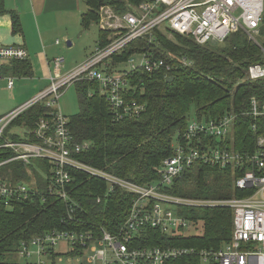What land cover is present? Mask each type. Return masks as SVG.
<instances>
[{"label":"built area","instance_id":"built-area-1","mask_svg":"<svg viewBox=\"0 0 264 264\" xmlns=\"http://www.w3.org/2000/svg\"><path fill=\"white\" fill-rule=\"evenodd\" d=\"M263 20L264 0H141L129 2L124 12L113 5L103 6L98 26L101 33L107 34V43L103 46L98 43L84 61L65 74L61 71L65 57H56L55 73L50 77L48 88L0 116V156H4L0 169L13 162L29 166L37 159L47 160L51 165L49 172L41 167L37 169L43 179L49 180V192L69 207L68 220L77 218L72 214L75 200L71 196L75 171L105 180L109 192L116 187L124 188L133 195L132 206L124 223L115 231L104 227L98 231L53 230L24 242L20 255L30 264H60L64 255L70 259L67 264H171L190 256L198 257L199 264H264V135L256 138L254 152L240 153L233 148L203 143L206 138L222 141L232 136L235 115L207 122L193 118L181 140L174 143V154L163 161L162 178L140 185L79 159L80 154L89 150L90 142L76 140L69 126L70 118L59 106L62 93L72 84L98 82L99 90L117 116L139 115L144 105L126 104L123 95L130 76L157 71L169 76L178 65L193 64L186 56L176 57L178 65L158 57L152 47L158 44V30L189 36L199 44L222 43L238 30L257 41ZM141 38L146 39L148 48L138 49L137 44V50L126 61L114 60L116 54ZM28 58L25 46L0 44V79L6 63ZM248 76L253 80L264 78V64L250 65ZM7 86L14 88L13 77H7ZM39 103L49 109L46 116H41L32 128L18 124L14 126L17 131L10 130L16 119ZM250 112L256 119L264 117V104L260 106L252 98ZM256 128L257 123L253 124V129ZM198 163L246 169L235 185L251 192L244 197L227 199H191L166 190L177 177ZM38 192V188L24 181L11 182L0 176V198L9 206L16 199H26ZM101 200L98 197L97 202ZM189 207L231 208L232 240L220 249L145 244L151 241L149 230L158 231L163 239L192 236L185 232L199 223L183 214ZM61 242L69 247L67 251L56 248ZM56 251L62 255L53 262L50 254Z\"/></svg>","mask_w":264,"mask_h":264},{"label":"trees","instance_id":"trees-1","mask_svg":"<svg viewBox=\"0 0 264 264\" xmlns=\"http://www.w3.org/2000/svg\"><path fill=\"white\" fill-rule=\"evenodd\" d=\"M83 1L88 7L81 16L85 30L92 23H98L103 6L113 5L119 12H124L130 2ZM132 1L139 3L141 0ZM0 13L11 15L15 33L22 31L20 14L7 10L4 0H0ZM106 36L100 32V45L107 43ZM156 36L160 43L152 47L158 57L176 63L175 55L186 56L193 61V65L177 64L178 68L170 73L175 78L171 82L164 71L130 76L129 86L123 95L126 104L135 102L144 105L139 115L122 113L117 116L96 83H76L80 111L69 117V126L77 141H87L91 145L88 151L79 155V159L121 178L148 185L162 178L163 161L174 154L173 143L181 140L190 120L196 118L207 122L230 114L236 116L233 140L231 136L222 141L206 138L203 143L233 148L240 153L254 152L256 138L264 135V117L256 119L251 114V100L255 97L260 106L264 104V78L250 79L248 71L254 63L264 64V20L256 43L241 30L217 44H199L181 34H177L180 44H175L158 32ZM145 41V38H141L127 46L121 54L114 56V60L126 61L137 50V44L138 49L148 48ZM12 70L16 75L33 74L29 59L15 61L5 71ZM48 110L43 103L36 104L16 119L11 127L20 124L32 128L41 116H46ZM255 123L256 130L253 129ZM2 158L3 155L0 156ZM37 167L49 172L51 165L47 160L37 159L33 165L13 162L0 169V176L6 180L24 181L32 188L39 189L37 194L16 199L10 206L0 198V264H30L20 255L22 245L46 232L98 231L101 227L115 231L124 223L132 206L133 195L124 188L116 187L109 192V184L105 180L75 171L73 175L76 180L71 196L75 200L72 214L77 218L68 220L69 207L63 199L49 192V180L41 177ZM195 167H198L196 174L193 173ZM8 168L10 180L3 175ZM190 170L174 180L166 190L179 196L197 198L244 197L251 192L235 185V180L243 176L246 169L198 163ZM33 174L36 180L32 178ZM98 197L102 198L100 203L97 202ZM183 214L202 223V235L163 239L158 231L149 230L151 241L145 244L220 249L232 240V209H184ZM61 255L62 252L57 251L50 254L53 262ZM171 264H199V258L184 257Z\"/></svg>","mask_w":264,"mask_h":264},{"label":"crops","instance_id":"crops-1","mask_svg":"<svg viewBox=\"0 0 264 264\" xmlns=\"http://www.w3.org/2000/svg\"><path fill=\"white\" fill-rule=\"evenodd\" d=\"M59 1L62 0H4V5L7 10H15L20 14L22 31L15 33L13 31V23H12L11 15L9 13H0V44L1 45L20 44L25 46L29 52L28 59L32 64L33 74L30 76H24V75L14 74L13 70L6 72L5 70L8 67L10 69L13 63H15V61H12L5 64L3 68L4 77L2 78L5 79H7V77H13L15 79L16 77L34 78V80L37 81L35 84V90H39L38 93L48 88L51 82L50 77L52 76L53 73H55L54 70L55 67H53L54 59L56 57H59L60 49H58L55 46V44L56 45L61 44V40L59 38L54 40L53 34L59 33L64 35V37L66 38L70 36V31H68L67 29L58 30V28L60 29L59 25L61 24V21L63 19L60 18L59 13L63 11L64 14L69 15V13L72 12L69 8L66 7H64L63 10L60 9V7H58V5L56 4ZM63 1H70L74 3L73 2L74 0H63ZM79 6H80V1L76 0V8L79 9ZM96 24L98 25V23ZM81 25H82V21H81ZM55 29L57 30L55 31ZM98 31L99 33H98L97 43L94 46V48H91L87 51L85 57L83 58V61L94 51L98 43H100L99 28ZM57 40H60V42L57 43L56 42ZM69 42H71V44H69ZM67 45L72 46L73 45L72 41L68 40ZM65 64H66V60L63 66ZM63 66L61 67V71H63ZM15 79H14V87H15ZM34 96L35 95H33V97Z\"/></svg>","mask_w":264,"mask_h":264},{"label":"rangeland","instance_id":"rangeland-1","mask_svg":"<svg viewBox=\"0 0 264 264\" xmlns=\"http://www.w3.org/2000/svg\"><path fill=\"white\" fill-rule=\"evenodd\" d=\"M79 1H80L79 9L76 8V0L73 1L74 3L70 2V1H63V0L56 3L58 5V7H60V9L63 10V8L66 7L72 11L71 13H69V15L64 14L63 11L61 13H59L60 18L61 19L63 18V19L61 21V24L59 25L60 29L58 28V30H62V29L66 30L67 29L68 31H70V36L68 38H66V37H64V35L59 34V33L53 34L54 40H56L57 38H59L61 40V44H59V45L55 44V46L58 49H60L59 50V56L65 57V60H66V64L63 66V71H62V73H64V74L68 73L75 66H77L79 64V62L81 63V61H83V58L85 57L87 51L91 48H94V46L97 43V39H98V33H99L98 28H99V26L96 24V22L92 23V25L89 29H87V30L83 29V27L81 25V16L87 10L88 7L83 2V0H79ZM128 1H130V3H133L132 0H128ZM74 5L76 8V11H75ZM63 14L65 17L63 16ZM56 30L57 29H55V31ZM157 32L160 33L162 35V37L166 38V40H170V41L174 42L175 44H180V42L177 38L178 33L176 34V33H173L172 31H168V30H158ZM243 33H245V32H243ZM259 33H260V31H259ZM186 37H189V36H186ZM189 38H191V37H189ZM249 39L256 43V41L253 38L249 37ZM68 40L72 41V43H73L72 46L67 45ZM159 43L160 42H158V45H159ZM214 44H217V43H214ZM176 57H180V55H175L173 58H176ZM169 63H171V62H169ZM171 64L176 65L177 62L171 63ZM53 67H55V66H53ZM165 75H166V73H165ZM3 77H4V74H3ZM5 77H6V75H5ZM170 77H172L171 74L169 75V78ZM36 82L37 81H35L34 78L16 77L15 87H14V89L10 90V89H8V87H6L7 86V79H5V78L0 79V116L8 113L14 107L23 104L24 102L29 100L31 97H33V95L39 94L40 93V92L38 93L39 90H35ZM95 83L98 84V82H95ZM59 106H60L62 112L65 115H68L69 117L80 111V104H79V100H78V92H77L76 84H72L69 88H67L62 93L60 100H59ZM193 117H191V118H193ZM10 130L17 131V127L12 126L10 128ZM231 139L233 140V136H231ZM173 148H174V143H173ZM191 168H188L187 170H190ZM197 168L198 167L193 168L194 169L193 173L196 174ZM9 170H10V168H8V170L3 172V175L7 176L10 180L9 175H11V172ZM32 178L34 180H36V177L34 174H33ZM177 178H180V177H177ZM15 181H17V180H12L11 182H15ZM189 198H191V199H206V198H197V197H189ZM210 198H213V197H210ZM229 198H231V197H229ZM213 199H227V198H213ZM226 208H229V207H226ZM186 209H199L200 210V209H204V208L203 207H201V208L189 207ZM185 233L189 234V235H202L203 234L202 223H200L197 227L191 228L190 230L186 231ZM56 248L58 250H61L62 252H65L69 249V247L67 245H65L64 242L59 243L56 246ZM62 257H64V260L60 264H67L70 259L66 255H64Z\"/></svg>","mask_w":264,"mask_h":264},{"label":"water","instance_id":"water-1","mask_svg":"<svg viewBox=\"0 0 264 264\" xmlns=\"http://www.w3.org/2000/svg\"><path fill=\"white\" fill-rule=\"evenodd\" d=\"M69 44H71V42H69ZM175 78L172 76L168 79L169 82L173 81Z\"/></svg>","mask_w":264,"mask_h":264}]
</instances>
